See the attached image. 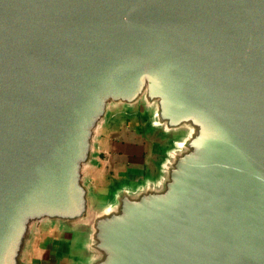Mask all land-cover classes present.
Returning <instances> with one entry per match:
<instances>
[{"label": "water", "instance_id": "water-1", "mask_svg": "<svg viewBox=\"0 0 264 264\" xmlns=\"http://www.w3.org/2000/svg\"><path fill=\"white\" fill-rule=\"evenodd\" d=\"M118 110L173 137L95 202ZM44 225L81 264H264V0H0V264Z\"/></svg>", "mask_w": 264, "mask_h": 264}, {"label": "crops", "instance_id": "crops-1", "mask_svg": "<svg viewBox=\"0 0 264 264\" xmlns=\"http://www.w3.org/2000/svg\"><path fill=\"white\" fill-rule=\"evenodd\" d=\"M125 113L128 114V118L125 119L129 125L132 124V126H129L132 130L128 131L131 132L127 135L130 138L126 139L120 148L122 150L121 154L131 155L135 147L138 148L140 143L141 145L144 143V139L152 140V137L157 135L160 137L158 152H156L157 157L153 160L154 154L152 153L149 159H146L142 151L140 161L128 164L118 163L116 162L119 159L117 158V152L114 153L113 151L110 154L107 148H102V145H100L102 141L100 142L99 140L97 160L89 164L85 173V179L88 182L95 202L111 200L114 192H118L122 185L137 186L149 174L155 176L161 174V162L166 156L164 150L170 144L173 136L165 134L160 128L151 127L144 114L138 110L132 113ZM109 120H106L103 124L100 137L104 126L107 125ZM109 171H111L112 178H116L114 182H111L110 179L106 180V175ZM76 243V237L72 233L50 225H44L38 235L35 236L30 250L26 254L25 264H81V260L88 250L84 248L81 251L82 247L76 246ZM50 244L52 245L50 246ZM45 250L47 256L44 255Z\"/></svg>", "mask_w": 264, "mask_h": 264}, {"label": "rangeland", "instance_id": "rangeland-1", "mask_svg": "<svg viewBox=\"0 0 264 264\" xmlns=\"http://www.w3.org/2000/svg\"><path fill=\"white\" fill-rule=\"evenodd\" d=\"M128 114H126L124 111L122 110H118L115 112V115H113V117L111 118L112 120H109L107 125L104 126L103 130H102V135L101 137L98 138V141L100 140V142L102 141V143L100 145H102V148H107L108 152L111 154V152L114 151L117 152V159L116 162L118 163H132L135 161H140V155H142V151L145 154V158L149 159L150 154L152 155V153L154 154L153 156V160L157 157L156 156V152H158V145L160 143V137L157 135H154L151 139H144V143L141 145V143L138 145V148H134L133 149V153L130 155H122L121 152L122 150L120 149L121 146H123V142L126 139H129L130 137H128L127 135L130 134L131 132H128L130 129L129 123H127V120L125 118L127 117ZM147 121H149L148 119H146ZM148 129V128H146ZM101 134V133H100ZM141 139V137H140ZM109 146V147H108ZM173 147V146H172ZM113 154V153H112ZM139 155V156H138ZM113 156V155H111ZM127 156V158H126ZM122 158V159H121ZM127 159V160H126ZM111 171H109L106 175V180L110 179L111 182H114L116 180V178H112V174H110ZM70 232L72 233V235L74 237H76V246L82 247L81 251L85 248L86 249V245L88 242V239H90V233H88L87 230H85L84 228L80 227V228H73L70 230ZM52 244H50L51 246ZM47 252L46 250L44 251V255H46ZM47 256V255H46ZM87 259V258H86ZM46 261V260H45ZM91 261V260H89ZM88 261V262H89Z\"/></svg>", "mask_w": 264, "mask_h": 264}]
</instances>
